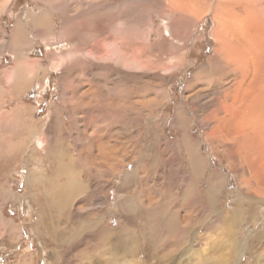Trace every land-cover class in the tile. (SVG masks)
<instances>
[{
  "label": "bare ground",
  "instance_id": "1",
  "mask_svg": "<svg viewBox=\"0 0 264 264\" xmlns=\"http://www.w3.org/2000/svg\"><path fill=\"white\" fill-rule=\"evenodd\" d=\"M44 2L46 7L33 15L35 35L52 45L64 42L65 53L43 65L32 56L34 40L20 19L10 42L0 45L14 54V67L3 75L12 98L50 70L59 72L60 101L47 120L37 119L26 101L6 113L16 112V137L29 139L24 161L37 165L27 175V196L41 217L35 224L42 226L48 215L46 233L65 244L96 233L106 247L98 251L101 264H176L177 257L169 263L168 254L157 259L153 252L169 243L186 248L178 258L196 256V264H206V249L195 248L206 239L192 236L193 227L225 222L223 243H232L234 251L220 264H233L235 258L242 264L245 252L249 263L260 262L263 254L255 252V243L264 244V0ZM153 10L164 19L160 36L152 28ZM206 20L213 22V47L194 66L176 102L170 124L180 133L170 139L164 125L172 86L194 63ZM197 125L203 127L202 137L193 131ZM212 157L235 173L247 199L240 201L235 191L233 204L219 209L230 176L222 167L210 169ZM113 188L125 195L111 204ZM127 188H133L129 195ZM146 191H156L158 199L144 197ZM87 197L90 220L69 232L60 229L63 218ZM111 205L119 214L116 224L109 222ZM260 206L263 218L252 228L255 234L241 237L240 225L253 224Z\"/></svg>",
  "mask_w": 264,
  "mask_h": 264
},
{
  "label": "rangeland",
  "instance_id": "2",
  "mask_svg": "<svg viewBox=\"0 0 264 264\" xmlns=\"http://www.w3.org/2000/svg\"><path fill=\"white\" fill-rule=\"evenodd\" d=\"M5 1L6 0H0V6H2ZM71 1L76 5L75 0ZM9 4V7H7V9L0 14V45H6V43L10 42L11 33L14 31V28H16L20 19L24 24H26L27 29L29 30V35L34 40V48L32 49L31 54L32 56L40 58L43 65H50L53 60H56L60 56L58 54H63L69 49L68 45L64 42L52 45L51 43L48 44L46 42L47 40L45 41L43 39L44 37H37V35H35L37 34L34 28V18H36V16L33 17V15L35 13H39L41 11L40 9L46 7L44 0H10ZM152 15L154 21L152 28L156 31L155 33H158L156 35L160 36L163 29L164 19L155 10H153ZM55 26L57 30H60L63 26L62 16L59 13H57L56 16ZM203 26L205 33L202 35L203 37L200 39L198 46L194 50V63L191 65L190 69L183 72L182 77L178 78L172 86L173 98L170 100L167 110H165L167 114H169V118L164 125L166 134L170 139H175L180 133V130L174 128L170 124L175 114L176 102L183 97L187 80L192 77V71L196 67V64L205 60V57L211 52L213 47V38L210 35L213 22L211 20H206ZM172 40L180 43V41L176 38H172ZM1 49L2 48L0 47V86L5 87V89L4 91L0 90V264H46L47 262L49 264H84L83 262L89 264H101L98 260L100 259L98 251L101 249L105 250L106 247H101L102 241L101 239L98 240L96 233L93 234L89 231L85 234L83 240L81 239L70 244H65L61 243L62 238L53 236L51 239L50 234L46 233L45 224L51 219H48V215L46 218L44 217L42 226L39 227L36 225L37 221H39L40 214L37 209V205L30 203L31 201L27 196V175L31 168L37 169V165L29 166L24 161L28 152L25 148L29 139L24 137L22 142L15 135V131H18L16 126V121L18 120H15L16 112L8 115L6 114L13 108H16L20 101H26L33 104L37 119L42 121L47 120L48 116L51 114L53 105L55 103H59L60 101V85L58 82L59 72L50 70L46 77L36 78L29 86H27V88H21L23 91L22 94L17 92L14 95L15 97L12 98L7 94L6 90L9 89V84L4 81L3 75L5 68L9 69L10 67H14V54L9 50L3 51ZM82 52H84V50H82ZM162 53H165L164 57H168L167 54L169 51H163ZM170 62L173 63L175 60H170ZM192 107L194 108V106ZM157 113L161 112L157 111ZM13 130L15 131L13 132ZM193 131L197 136H203V127L200 125H197ZM14 140L16 141L12 143ZM38 146L41 148L40 145ZM204 151L208 152L207 146ZM211 159V163H213L210 166L211 170L216 171L222 167V172L230 176V180H228L225 184L224 193L220 197L221 203L219 204V209H223L224 206L229 208L233 204L234 198H238V196L234 195L235 191L239 194L240 201L247 199L248 194H246L247 192L244 190L243 184L237 180L235 173L225 166V162H221L219 158L217 159L216 157H212ZM134 164L135 163L133 161L130 162L128 168L131 169ZM115 180L116 179H114V181ZM202 187L203 190L206 189V187ZM132 189L127 188V195L131 194ZM241 189L244 191H241ZM143 194L144 197L158 199L155 196L156 191H152L151 193L146 191ZM4 195L6 196L4 197ZM124 195L125 191L118 192L116 188L111 189L109 192V203L114 204L116 199L122 198ZM90 204V197L81 199L78 202L75 211L63 218L64 221L67 220V222L63 223V221L60 223L58 225L59 228L66 229V231L69 232L73 228L86 224L90 220V216H88L89 213L85 209L91 208ZM81 206H84V208L81 211H77L78 207ZM260 209V211L257 210V215H255V219L252 220L254 221L253 224L242 223V225H240V229L243 228V231L240 234L241 237H244V233L246 232V234H255L252 228L257 229L258 224L263 218L261 215L262 207ZM116 211L117 209L111 205L108 212L110 224H116L117 222L119 214ZM140 213V211L135 212L138 217H142ZM209 214H211V211L206 212L204 217L207 218V215ZM54 218L59 220L57 216H54ZM16 227H19L20 232H17ZM227 228L228 224L225 222H219L215 226L211 225V227L210 225L193 227L192 236H200L203 239H206L200 241L199 243L198 240H196V244H198L195 246L197 250L199 248L206 249L204 263L215 264L214 262L217 261L216 263L220 264L221 260L226 259L233 254V244L223 243L226 239L225 230H227ZM56 239H58V242ZM178 247V245L171 243L163 244L155 247L153 252L156 258L158 257L157 259L163 257L165 254H168L169 258L166 259L167 262L170 258L174 259L177 257L174 259L176 260V264H191V262L192 264L197 263L196 256L189 257L185 255L181 259L178 258L179 256L184 255L186 250V248ZM255 250V252L258 251L260 254H263L260 256V262L258 260L256 263L254 262L256 260L253 261L251 259L249 263L248 259H246L248 257V253L245 252L241 255L243 257L241 263L264 264V244L256 241ZM29 251L31 252V256L27 255ZM143 260L142 256V261ZM236 262L237 258H235V262L233 264H236ZM169 263H171V261H169ZM222 264L225 263L223 262Z\"/></svg>",
  "mask_w": 264,
  "mask_h": 264
}]
</instances>
